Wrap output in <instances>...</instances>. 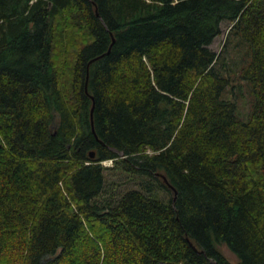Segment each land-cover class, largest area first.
Segmentation results:
<instances>
[{
	"label": "trees",
	"instance_id": "16d2710c",
	"mask_svg": "<svg viewBox=\"0 0 264 264\" xmlns=\"http://www.w3.org/2000/svg\"><path fill=\"white\" fill-rule=\"evenodd\" d=\"M0 264H264V0H0Z\"/></svg>",
	"mask_w": 264,
	"mask_h": 264
},
{
	"label": "rangeland",
	"instance_id": "374dc122",
	"mask_svg": "<svg viewBox=\"0 0 264 264\" xmlns=\"http://www.w3.org/2000/svg\"><path fill=\"white\" fill-rule=\"evenodd\" d=\"M231 30V25L225 23L222 25L221 35L218 36L214 42L211 44L210 49L214 51L218 56L224 55V67L227 72H229L231 85L228 91L225 94L227 99H231L237 102L238 111L242 120H247L248 116L251 114L253 109V96L251 92L250 85L242 80L241 70L245 65L243 58L245 57L246 52L248 53V48L242 43H238L236 38L231 39L229 34ZM229 40L231 43L229 44ZM243 57V58H242ZM104 166L113 167L114 164L112 161L104 162ZM108 177L112 180L121 182L127 178H121L120 175L115 174L114 172H108ZM136 188L134 183L124 185L121 190H129ZM173 197V193L170 194V197ZM224 255L233 263L237 262V257L226 247H221Z\"/></svg>",
	"mask_w": 264,
	"mask_h": 264
},
{
	"label": "water",
	"instance_id": "95a60500",
	"mask_svg": "<svg viewBox=\"0 0 264 264\" xmlns=\"http://www.w3.org/2000/svg\"><path fill=\"white\" fill-rule=\"evenodd\" d=\"M95 157V153L94 152H92V154H91V158H94ZM166 181V180H165Z\"/></svg>",
	"mask_w": 264,
	"mask_h": 264
},
{
	"label": "built area",
	"instance_id": "2783aa9c",
	"mask_svg": "<svg viewBox=\"0 0 264 264\" xmlns=\"http://www.w3.org/2000/svg\"><path fill=\"white\" fill-rule=\"evenodd\" d=\"M104 164V163H103Z\"/></svg>",
	"mask_w": 264,
	"mask_h": 264
}]
</instances>
